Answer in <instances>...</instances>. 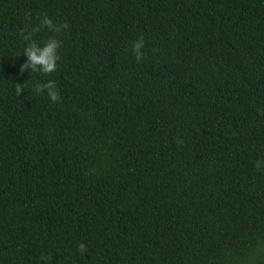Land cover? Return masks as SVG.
I'll return each instance as SVG.
<instances>
[{"label":"trees","instance_id":"1","mask_svg":"<svg viewBox=\"0 0 264 264\" xmlns=\"http://www.w3.org/2000/svg\"><path fill=\"white\" fill-rule=\"evenodd\" d=\"M0 264H264V0H0Z\"/></svg>","mask_w":264,"mask_h":264},{"label":"clouds","instance_id":"2","mask_svg":"<svg viewBox=\"0 0 264 264\" xmlns=\"http://www.w3.org/2000/svg\"><path fill=\"white\" fill-rule=\"evenodd\" d=\"M43 23L48 26L49 29H53V21L50 18L45 17ZM58 30V29H54ZM60 41L57 39H49L43 47L38 43L33 42L24 49V55L27 56V62L23 65L21 72L25 69H31V71H39L45 74H50L57 69V61L59 59L58 48ZM143 48V39L137 41L133 45V49L136 53V59H141V49ZM37 92L47 91L48 96L53 102L59 100V93L56 91V85L54 81H48L46 84H40L36 87ZM19 92V89H18ZM260 167V163L257 162V168ZM85 246L80 245V251L84 252Z\"/></svg>","mask_w":264,"mask_h":264}]
</instances>
